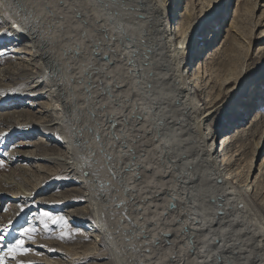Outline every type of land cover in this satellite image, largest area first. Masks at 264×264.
Returning a JSON list of instances; mask_svg holds the SVG:
<instances>
[{"label":"bare ground","instance_id":"bare-ground-1","mask_svg":"<svg viewBox=\"0 0 264 264\" xmlns=\"http://www.w3.org/2000/svg\"><path fill=\"white\" fill-rule=\"evenodd\" d=\"M254 1L128 0L130 9H135L131 16L138 17L134 22L114 7L118 3L108 0H56L66 10L61 13L62 21L48 1L51 11L36 0H0L12 23L8 44L25 42L26 49L10 46V52H27L36 58L44 70L42 83L48 82L45 93L58 102L57 113L52 112L54 121L22 126L43 132L49 142L37 141V137L27 144L40 145L41 151L12 150L10 164L19 166L26 161L40 169L45 163L54 164L62 171L63 185L79 183L87 188L89 198H97L105 210L125 264H264V233L240 209L239 201H234L239 189L234 187L232 170L238 159H229L234 155H228L227 149L220 160L216 132L208 124L218 114L215 105L227 94L235 92L245 98L259 90L256 100L264 103V85L248 93L254 84L264 82V55L260 59L263 68L254 69L247 82L236 81L238 75L229 70V63L218 62L224 47L238 40L234 32L243 7ZM230 4L236 5L230 28L224 30L221 24L215 28V20L225 16ZM177 8L180 13L174 20ZM206 29H210L209 35L202 46L211 43V47L204 53L198 40ZM222 38L220 46L212 47ZM252 44L249 42L251 48ZM201 51L199 65L188 75L191 60ZM216 62L211 89L220 91L218 95L214 91L202 108L192 87L203 91L201 71ZM1 64L4 81L19 79L24 84L35 77L20 61L14 66ZM12 94L0 101V108L25 104L22 97ZM247 102L242 111L252 106ZM26 104L33 106L32 102ZM15 112L25 111L4 110L0 124L17 121ZM241 114L238 125L245 120ZM263 115L256 113L252 125H260ZM232 125L234 122L229 128L235 130ZM225 136L223 148L240 138L239 133ZM53 142L65 146L72 156L56 152ZM261 142H256L258 149ZM32 167L22 164L17 170L28 172ZM259 169L246 190L259 186L264 158ZM6 183L19 186L22 192L15 197L25 198L51 186L31 193V186L12 178ZM79 194L89 200L84 191ZM77 206L68 212L81 219L88 212L87 205ZM79 219L73 222L82 223Z\"/></svg>","mask_w":264,"mask_h":264},{"label":"rangeland","instance_id":"rangeland-1","mask_svg":"<svg viewBox=\"0 0 264 264\" xmlns=\"http://www.w3.org/2000/svg\"><path fill=\"white\" fill-rule=\"evenodd\" d=\"M36 1L42 2L45 8L48 6L49 8H47L49 11L52 10L51 4H54L53 8L56 9L55 16L58 15L56 18H58V21H62L63 14H65L66 11L65 8H63L64 10L62 9V7H64L62 4L60 8V6H57L56 0ZM47 1L51 4H48ZM108 1H111L113 5L118 3L114 6L116 9L118 8L119 11H125L127 13L126 17H130L129 19L134 22L137 21L138 17L135 14H133L134 18L131 16L133 12L135 13V9H130L131 6L128 5V0ZM115 1L116 3H114ZM254 2H258V0H255ZM254 2H251L250 5H245L242 9L241 17H239L240 21L236 32H234L238 40L230 42L227 49L225 46L224 48L226 50L224 49V51L226 52L224 53L223 51L218 57V62L224 60L227 64L229 63V70L237 73L238 78L236 81L243 79L242 82H247L254 69L263 68V65L260 64V59L264 55V0H259L258 5L253 6ZM125 4L126 8L124 7ZM180 4L181 2L179 3V6ZM37 7L38 5L35 4V8ZM179 10L180 8H177L175 11L176 14H174V20L175 15L176 17L179 15ZM235 11L236 5L234 6L233 4H230L228 9H226L225 16L219 17V19L215 20L216 25H214V27L216 28V26L221 24L222 29L224 30L230 28L229 23L234 18ZM3 12L6 13V10L4 7L1 9L0 3V61L4 63V65H13L14 62L16 63L20 61L33 71L34 74H32L35 77L30 78V80L24 84L23 82H19V79H16V81H13V79L4 81V79L0 78V93H2V95H0V101H3L6 96L13 93L12 95L18 94V97H22L24 100L23 103H25L14 105L11 108H0V113L8 109H12V111H25L14 113L18 114L16 116L17 121L10 119L5 121L4 124H0V161L3 162L2 165H0V237H4L3 241H0V248H6L9 243H14L16 239H20V233L24 228L32 227L36 229V232L33 234L34 239H25V247L30 248L31 251L27 255L18 256L16 260L9 259L8 264H17V260H23L25 261V264L27 261H33L34 264H125L124 252L121 251V248L118 245L119 242L115 238L113 230L108 224L105 210L97 198H89L90 196L87 188L81 186L79 183L63 185V182L60 180L62 171L58 170L60 167L54 164L45 163L43 164L44 167L40 169L30 166L31 162L27 163L26 161H23V165L26 164V166L32 167V171L28 170V172H20V168L17 170V167L22 164H19V166H17V163L10 164L11 158L14 157L11 152L12 150L41 151L40 145L27 144L36 141L35 138L37 137H39L37 141L43 139L45 142H49V139L47 140L46 137L43 136V132H31L23 129L22 126H24L26 122L30 123L36 121L37 123V121H44L43 123L45 124L49 122L48 120L54 121L53 119L56 116L53 113H57L56 108L58 102L55 97L51 99V96L48 97L47 93H45L49 88L46 85L48 82L42 83L44 77L40 76L43 75L41 73L44 70H41L38 61L35 60L36 58L27 52H10V46L18 47L17 49H26L24 48L25 42L16 40L11 44H8L12 39V29L10 28L12 23L9 22L11 20ZM45 13L47 14V11H45ZM61 13L63 14L61 15ZM171 24H173V20ZM209 30L210 29L204 30L205 32L200 35L198 40L201 45L200 48L204 53L211 47V43L207 46L204 45L205 47L202 46L203 43H205V38L209 35ZM223 39L224 38H222L219 43L218 41L213 43L212 47L216 46L217 48L220 46ZM249 42L253 43L252 48L250 47ZM202 51L198 53V56H196L194 60H191L188 66V75H191L199 65L200 59L204 54ZM12 56L22 57V59L11 58ZM205 58L206 56L204 57V60ZM215 61H217V59ZM1 62L0 67L3 66ZM218 62L210 63L209 70L204 67L201 71V88L203 91H197L195 86L192 87V90H196V98L200 100L199 106L202 108L205 106L207 107V100L212 97L211 95L214 91H216V95L219 94L220 90H217L216 88L215 90L211 89L214 81V72L218 70ZM248 68L250 70H247ZM1 76L3 77V75H0V77ZM193 78L194 77H192V79ZM23 80L26 81L27 79L25 80V78H23ZM258 83L254 84L251 88L252 90L250 89V92L248 93L251 94L264 85V82ZM234 86L235 84L232 85V88ZM258 91L253 93L254 96L253 94L251 96L247 95L245 98H242L241 95H235V92L229 95L227 94L215 105V107L219 108L218 114L210 119L208 124L216 132V146H218L220 160L221 157H224V153H226L227 149L230 150L228 155L231 153L234 155L229 156V159H231V157L232 159L235 157L238 159L237 164L232 170L234 171L233 175L235 176L234 187L239 189L234 201H239L238 205L240 206V209L244 208L249 219H253L252 221L256 222L259 229L264 233V176L258 179L259 186L255 185L253 190H246V185L250 183L251 180L254 181L256 175L260 172L259 165L264 158V137L262 138V136H264V115L260 119V125H252L256 113H264V103L260 104V102L256 100ZM22 92H26L27 94L20 95ZM40 92H44L46 95H43ZM202 94L203 96L200 97L199 95ZM246 101H248L247 103L249 105L252 103V106L247 108L246 111H242L244 105L243 102ZM27 102H32L33 106L26 104ZM48 107H52L53 111L51 109H45ZM249 109L251 110L249 111ZM239 114H241L242 118L245 120L238 125L237 118L239 117ZM18 120L20 122H18ZM231 122H234L235 125H232V127H235V130H232L231 127L229 128ZM234 133H239L240 138L238 140L232 139V141L223 148L225 143L224 139L226 137L225 135L230 136ZM55 135L58 138L62 137V134L59 132H55ZM40 136H43V138H40ZM10 141H12V143L8 144ZM228 141H230V139ZM256 142H261L259 149ZM17 143H21V145H14ZM53 145H56V143L53 142ZM55 147L58 148V150H55L56 152L64 153L63 156L66 153H68L67 155L72 156L70 152H65V146L60 147L59 145H56ZM47 177L50 178L47 179ZM8 178L14 179L22 186H28V188L31 186L32 188H29L28 191L31 193V190L33 189L43 190L45 186H51L34 197H15V195H19L18 192L21 193L22 191L17 185L7 184L6 180ZM44 179L49 181L46 182L47 180ZM67 189L71 190L67 191ZM82 191L86 193L87 198L89 199L88 201L84 199L85 196H80L79 193H82ZM55 194H57V196ZM60 194L62 196H60ZM68 196V203H61ZM239 198H241V200ZM55 199H59V201H56ZM77 205H87L86 210L88 212L87 214L83 213L81 219H79L80 216L73 217L71 213L68 212L70 209L79 207ZM75 218L82 220L80 221L82 223L73 222V219L75 220ZM54 219H58V222L53 223ZM45 225H47V227H45Z\"/></svg>","mask_w":264,"mask_h":264},{"label":"snow or ice","instance_id":"snow-or-ice-1","mask_svg":"<svg viewBox=\"0 0 264 264\" xmlns=\"http://www.w3.org/2000/svg\"><path fill=\"white\" fill-rule=\"evenodd\" d=\"M6 34V33H5ZM2 95V93H0ZM0 161V165H2ZM58 219H54L53 223H57ZM47 227V225H45ZM36 232L35 228L29 227L24 228L21 233L20 239H16L14 243H9L6 248H0V264H8V260H16L18 256L27 255L31 249L25 247V239L32 240L34 239V233ZM4 237H0V241H3ZM17 264H25L23 260H17ZM26 264H34L33 261H27Z\"/></svg>","mask_w":264,"mask_h":264}]
</instances>
